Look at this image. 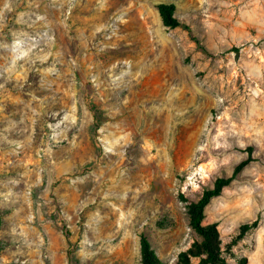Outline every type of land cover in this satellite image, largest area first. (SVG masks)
Here are the masks:
<instances>
[{"label": "rangeland", "instance_id": "1", "mask_svg": "<svg viewBox=\"0 0 264 264\" xmlns=\"http://www.w3.org/2000/svg\"><path fill=\"white\" fill-rule=\"evenodd\" d=\"M248 148L228 264H264V0H0V264H177Z\"/></svg>", "mask_w": 264, "mask_h": 264}, {"label": "trees", "instance_id": "2", "mask_svg": "<svg viewBox=\"0 0 264 264\" xmlns=\"http://www.w3.org/2000/svg\"><path fill=\"white\" fill-rule=\"evenodd\" d=\"M176 7L173 4H162L159 6V12L164 25L176 28L182 27L185 30L190 28L182 24L177 18L174 17ZM199 44V41H197ZM206 51V50H205ZM235 52H239L238 48H234ZM248 158L241 161L234 169L230 177L218 178L213 188L205 190L200 200L193 203L190 207L191 227L201 237L200 242H195L187 251L180 253L177 264H193L192 259H198L197 264H228L227 259L224 257L222 248V240L218 229V224L204 225L205 210L211 201L222 195L223 190L228 187L238 175L248 167L253 161L252 148H248ZM2 220L0 218V226ZM259 226V220L251 223H246L240 226V233L237 241L242 240L245 235ZM140 248L142 254V264H159L157 255L155 254L148 237L144 234L140 236ZM245 264V260L242 261Z\"/></svg>", "mask_w": 264, "mask_h": 264}]
</instances>
